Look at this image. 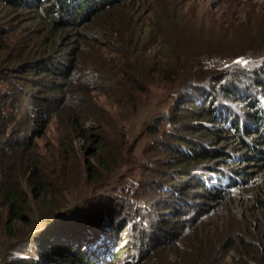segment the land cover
Masks as SVG:
<instances>
[{"label":"trees","instance_id":"1","mask_svg":"<svg viewBox=\"0 0 264 264\" xmlns=\"http://www.w3.org/2000/svg\"><path fill=\"white\" fill-rule=\"evenodd\" d=\"M140 2L0 0V264H264V55L216 57ZM149 91L147 144L116 158L114 109Z\"/></svg>","mask_w":264,"mask_h":264},{"label":"rangeland","instance_id":"2","mask_svg":"<svg viewBox=\"0 0 264 264\" xmlns=\"http://www.w3.org/2000/svg\"><path fill=\"white\" fill-rule=\"evenodd\" d=\"M140 3L147 4L149 7L151 4V8L154 9L166 7L169 8L170 11L178 14L179 19L183 20L181 27L186 29L184 32L188 35L187 39L192 40L199 36L204 38L207 44L209 41H212L214 46L211 47V49L216 51V57L221 55L229 60L243 57L244 59L247 58L250 63L254 60L258 61L259 58L264 55V0H141ZM138 11L139 13L136 18L144 22L148 17L146 9H139ZM151 49L150 53L151 51L156 52L159 53L160 56L166 53L164 46L155 45ZM238 92L243 94V91L239 90ZM165 98L166 97L163 95H158L153 91H149L147 97L144 96L140 99V102L145 106L139 112H134L132 108L114 109L117 115L127 122L124 124L127 135L120 139L122 147L117 151L116 158H120L122 155L125 156L123 150L124 142H127L126 145H130L136 141V143H138V148L135 155L139 158V151L147 144L148 140H145L143 137H138L137 135L140 133L142 125L151 120L152 116L158 113L160 109L164 108V106H159L153 110L150 107L153 101L163 103ZM103 100H105V98L101 97L100 101L102 104L105 107L108 106ZM229 101L231 102L230 99ZM146 106L147 109L143 110ZM105 138L108 142L118 137ZM80 157L83 159L88 156L83 154ZM89 159L92 160V157H89ZM109 165L115 175H121L122 173V175L127 176L125 179L121 178L115 182L116 184L124 185V189L129 186V182L136 183V181L139 180L138 171L131 164H125L123 166L124 172L115 164L114 160L109 161ZM161 180L162 179H155L154 184H156L154 187H158V181L161 182ZM112 181L113 179L110 180V183H112ZM116 184L107 187L109 189L107 192L108 194L112 192L111 190ZM162 184H164V179L162 180ZM194 203H197V201H194ZM188 211L189 213L193 212L192 209H188ZM155 217L158 218L157 216ZM168 219L169 215L168 217L165 216L163 221H168ZM91 232L95 233V230ZM35 251L31 243L24 242L18 245L12 252V259H19L24 256L27 258L28 254H36ZM56 264L60 263L56 262Z\"/></svg>","mask_w":264,"mask_h":264}]
</instances>
